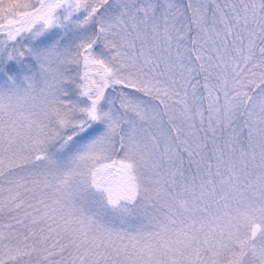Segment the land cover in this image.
Here are the masks:
<instances>
[{"label": "snow or ice", "instance_id": "obj_1", "mask_svg": "<svg viewBox=\"0 0 264 264\" xmlns=\"http://www.w3.org/2000/svg\"><path fill=\"white\" fill-rule=\"evenodd\" d=\"M0 264H264V0H0Z\"/></svg>", "mask_w": 264, "mask_h": 264}]
</instances>
